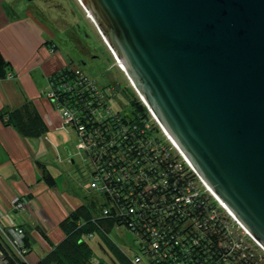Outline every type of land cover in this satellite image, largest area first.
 <instances>
[{
  "label": "water",
  "instance_id": "1",
  "mask_svg": "<svg viewBox=\"0 0 264 264\" xmlns=\"http://www.w3.org/2000/svg\"><path fill=\"white\" fill-rule=\"evenodd\" d=\"M78 1L197 176L264 249V0Z\"/></svg>",
  "mask_w": 264,
  "mask_h": 264
},
{
  "label": "trees",
  "instance_id": "2",
  "mask_svg": "<svg viewBox=\"0 0 264 264\" xmlns=\"http://www.w3.org/2000/svg\"><path fill=\"white\" fill-rule=\"evenodd\" d=\"M51 44L54 46L53 43ZM10 71L9 62L4 60L0 53V79L6 78ZM78 73L86 76L70 63L51 74L47 82L50 80L57 83L59 92L71 99V107L79 108L83 115L81 123L85 129L84 138L90 136L93 149L99 143L104 148L103 153L91 157L85 166L90 179L88 193L82 197L83 204L60 221L58 226L63 232L60 242L52 245L45 231H40V236L51 246V249L37 262L33 263L28 259L32 247L26 228L14 223L15 228L22 232V246L16 250H21V253L18 254L9 244V240H13V237L7 226L0 223L2 230L0 231V264H140L141 256H144L147 264H171L173 261H178L180 264H213L215 259L221 261V264H251L252 261L247 257H241L240 250H223L218 246L222 233L200 236L196 245L189 236L181 240H171L179 229L180 222H174L170 217L161 218L156 214L155 206L166 199V194L148 189L152 184H156V181L149 180L151 168L162 169L166 165L147 164L150 159L141 158L138 150V146L145 141L141 136L144 132V124L149 121L146 107L129 84L130 86H123L117 90L119 93L115 94L116 98L123 96L124 110H114L111 108L113 101L109 84L99 87L94 81L88 79L85 82L82 77L79 79ZM62 85L66 86L65 93L62 92ZM95 91L102 97L98 98V94H94ZM105 102L109 105V114L98 118L89 113L90 106L98 108L100 103L105 104ZM84 107L88 110L87 114L84 112ZM0 121L3 126L11 127L22 138H38L47 130L34 105L28 100L16 109L0 111ZM152 131L159 133L156 126L152 127ZM88 155L90 153H86V159ZM168 160L169 157H163L164 162ZM36 164L41 171L40 181L48 185V188H54L55 176L43 164L39 162ZM136 175L142 177L145 185L142 180L136 178ZM93 178L98 180L95 186L92 185ZM92 193H95L99 199L95 200ZM25 199L29 200V197ZM20 201L19 197L17 202ZM180 219L182 221V217ZM114 229L133 235L139 246L138 249L135 248L137 253L127 255L118 245L107 241L111 252H106L107 257H96L88 241L95 239V234L101 235L106 240L109 232ZM220 229L222 227L217 228ZM226 232L228 233L227 230ZM143 233L148 234L149 240H146ZM208 237L212 242L209 246H205L203 240ZM160 240L162 244L150 249L152 243ZM224 240L230 247L232 243L239 242L237 237L232 236ZM100 242L99 246L102 248ZM224 256L228 257L227 263L222 261ZM136 258L139 259L138 262L135 261Z\"/></svg>",
  "mask_w": 264,
  "mask_h": 264
},
{
  "label": "crops",
  "instance_id": "3",
  "mask_svg": "<svg viewBox=\"0 0 264 264\" xmlns=\"http://www.w3.org/2000/svg\"><path fill=\"white\" fill-rule=\"evenodd\" d=\"M36 25L28 14L19 16L13 13L12 7L6 5V0H0V53L4 60L9 62L10 72L13 73V79H0V111L18 108L25 100L30 101L47 127L45 141L49 140V134H54L57 139L60 137L58 141L61 142L66 127L62 126L57 111L43 98L45 85L42 87L38 76H42L46 83L51 74L69 63L66 64L57 52V47L54 54L50 53L49 48L53 47L51 43L54 36L43 26ZM35 144V138H22L11 127L3 126L0 121V212H3L9 221L26 228L23 222L14 218L15 213L21 210L13 209L12 204L16 197L23 198L28 205L22 213L32 219V227L38 224L39 218L49 242L56 245L53 241L63 238V235L56 231V226L69 212L83 204V200L75 191L73 195L76 203L67 197H63V202H60L59 197L53 194L54 191L40 181L41 171L36 163L45 164L47 169L50 167L44 162L43 156L39 155ZM64 147V152L68 155V151H71ZM68 158L70 157L67 156ZM25 197H29V200ZM29 205L33 206L32 209ZM46 208L50 214L44 211ZM0 223L5 226L8 224L4 219ZM33 235L37 238L34 230ZM45 244H36L44 252L38 250L41 255L33 256L30 262H37L51 249L50 245Z\"/></svg>",
  "mask_w": 264,
  "mask_h": 264
},
{
  "label": "rangeland",
  "instance_id": "4",
  "mask_svg": "<svg viewBox=\"0 0 264 264\" xmlns=\"http://www.w3.org/2000/svg\"><path fill=\"white\" fill-rule=\"evenodd\" d=\"M6 5L12 7L13 13H17L19 16L28 14L38 26L41 25L49 30L54 36L53 43L55 44L53 47L49 48L50 53L54 54L56 46L57 52L61 55L66 64H74L73 66H76L84 72L88 79L94 81L99 87L109 84L108 87L112 89L109 90L112 93L111 96L113 101L111 108L114 110H124L125 106H122L123 96L118 95L121 98H116L115 94L119 93L117 90H120L123 86H130V83L123 71L119 68L111 51H109L108 47L103 44L95 27L87 18L77 0H6ZM8 74V76L6 75V78L13 79V73L8 72ZM38 78L42 81V87L45 85L44 89L48 88L46 87L48 80L44 83L42 76H38ZM42 95L46 100L45 91L42 92ZM46 101L55 110L53 105L48 100ZM45 135L46 133L35 138V146L39 150V155L43 156L42 158L44 159V162L48 163V166L50 167L48 168L49 171L55 176L54 178L57 186L55 185L56 188H51L54 191L53 194H56L59 197L60 202H63V197H67L70 201L76 203L75 196L73 195L74 192L76 191L75 193L78 197L86 196L90 179L85 170L86 165L80 162L81 156L76 153V155L71 156L72 159H67L69 154L67 155V153L64 152V146L68 147L70 151L75 152L74 149L78 142L75 133L73 130L66 128V131H64L61 136V142L58 141V139L60 140V137L58 136L57 139L54 134H49V140L45 141ZM44 185L48 187L45 183ZM35 196L36 195H34L33 198H35ZM92 197H94L95 200L99 199L95 193H92ZM27 205V202H25L23 207L19 209L21 211L15 213L14 218L16 221L20 220L25 224L32 247V251L28 256V259L31 260L33 256L41 255L38 251L41 249H39L36 244L46 245L45 243L47 242L40 236V231H45L39 221L40 219L38 218V224H35V226L32 227V224L30 223L32 219L25 213H22V211H25ZM28 207L32 209L33 206L29 205ZM96 210H98V205H96ZM44 211L47 214H50L47 208L44 209ZM27 212L28 211H26V213ZM2 219L7 223L10 222L3 212H0V221ZM9 227H12V224L9 225ZM32 229L36 233L37 238L33 235ZM56 231L59 232L61 236L63 235L59 226H56ZM142 235L146 240H149L148 234L143 233ZM94 237L95 239L88 241V245L96 257L104 258L108 256L107 253L111 252V249L108 247V242L110 244L113 243L118 245L120 247L119 249H122L124 253L126 252V254L130 256L137 253L135 248L137 247L138 249L139 247L137 242H135L133 235L123 230H111L109 232V237L106 238V240H104L101 235L95 234ZM99 239L104 241L100 242L98 241ZM60 240L61 239L59 238L53 242L56 244L58 241L60 242ZM99 242L101 243L100 245L102 248L99 246ZM151 248L153 247H150V249ZM42 251L44 252V250H41V252ZM141 257L142 261L140 264H147L144 256Z\"/></svg>",
  "mask_w": 264,
  "mask_h": 264
},
{
  "label": "built area",
  "instance_id": "5",
  "mask_svg": "<svg viewBox=\"0 0 264 264\" xmlns=\"http://www.w3.org/2000/svg\"><path fill=\"white\" fill-rule=\"evenodd\" d=\"M81 77L85 82L88 80V77L78 73V78L80 79ZM47 87L45 91L46 100H48L57 111L61 118L62 126L73 130L78 140L74 149L75 152L68 151L70 159H72V155H76L77 153L81 156L80 162L85 165L88 164L87 161H90L91 157L104 152L103 146L99 143L93 149V142H91L90 136L88 135L89 138H84L86 134L84 125L81 123L83 115L80 113L79 108L71 107V99L59 92L60 90L59 87H57V83L49 80ZM65 91L66 86L62 85V92L65 93ZM94 94H98L97 91H95ZM99 97L102 96L98 94V98ZM103 100H105L104 97ZM143 105L145 106L144 103ZM146 109L149 113V121L147 124H144L145 126L143 125L144 132L141 136L145 138V141L138 146V150L141 158L145 159L148 157L150 159V162L147 164L163 163L166 165L162 169L161 167L151 168L152 171L149 180L156 181V184H152L148 189L158 190L166 194V199L155 206L156 214L161 218L170 217L173 218L174 222H180L178 226L179 229L171 240H181L189 236L193 244L196 245L199 242L200 236H214L222 233V239L218 243L220 248L223 250H240L242 252L241 257H247L252 261L251 264H258L259 262V264H264V249L246 232L225 205L197 176L194 169L172 139L160 126L155 116L147 107ZM84 112L86 114L88 113L86 107H84ZM89 113L101 118L109 114V105L105 102V104L100 103L98 108H96V106H90ZM110 117H112L111 114ZM153 126L158 128L159 133L152 131ZM83 152L85 153L84 155ZM86 153H90L87 159L85 156ZM164 156L169 157V160L164 162ZM136 178L140 181L142 180V177L139 175H136ZM93 181L92 185L95 186V182H98V180L97 178H93ZM141 182L145 185L143 180ZM18 198L19 197L12 203L16 210L21 209L26 202L23 198H21L20 202H17ZM180 217H182V221ZM11 224L12 227H9ZM218 227H222V229L217 230ZM7 229L13 237V240H9V244L13 250L16 251L22 246V232L15 228L12 221L7 224ZM0 231H2L1 228ZM228 236L237 237L239 242L232 243L231 247L227 246L224 239ZM203 242L205 246H209L212 240L208 237L204 239ZM152 244L151 246L153 248H157L158 244H162V240ZM16 252L20 254L21 250ZM257 252L258 257H256ZM135 261L138 262L139 259L136 258ZM222 261L227 263L228 257L224 256ZM171 264H180V262L173 261ZM213 264H221V261L215 259Z\"/></svg>",
  "mask_w": 264,
  "mask_h": 264
},
{
  "label": "bare ground",
  "instance_id": "6",
  "mask_svg": "<svg viewBox=\"0 0 264 264\" xmlns=\"http://www.w3.org/2000/svg\"><path fill=\"white\" fill-rule=\"evenodd\" d=\"M78 1V0H77ZM78 3H79V5H80V2L78 1ZM80 7H81V5H80ZM81 8H83V7H81ZM85 14H86V16H87V18L91 21V23L93 24V26L95 27V25H94V23H93V21H92V19H91V17L85 12ZM95 29H96V31H97V33L99 34L100 32L97 30V28L95 27ZM100 36V38H101V40H102V42H103V44L105 45V46H107L108 47V49H109V51H111V53H113L112 52V50L109 48V46H108V44L106 43V42H104V38H102V36L101 35H99ZM113 55V54H112ZM113 57H114V55H113ZM114 59L116 60V58L114 57ZM116 62L118 63V61L116 60ZM122 67V66H121ZM122 70V69H121ZM123 71V70H122ZM124 73V72H123ZM131 85V84H130Z\"/></svg>",
  "mask_w": 264,
  "mask_h": 264
},
{
  "label": "clouds",
  "instance_id": "7",
  "mask_svg": "<svg viewBox=\"0 0 264 264\" xmlns=\"http://www.w3.org/2000/svg\"><path fill=\"white\" fill-rule=\"evenodd\" d=\"M119 66V65H118ZM119 68H120V66H119ZM121 69V68H120ZM139 97V96H138Z\"/></svg>",
  "mask_w": 264,
  "mask_h": 264
}]
</instances>
